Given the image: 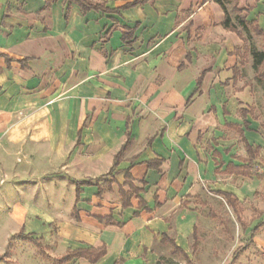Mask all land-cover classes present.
Returning a JSON list of instances; mask_svg holds the SVG:
<instances>
[{"label":"crops","instance_id":"1","mask_svg":"<svg viewBox=\"0 0 264 264\" xmlns=\"http://www.w3.org/2000/svg\"><path fill=\"white\" fill-rule=\"evenodd\" d=\"M85 1L103 10L0 0V211L37 250L56 239L60 264H90L60 261L101 247L96 264H154L163 235L188 254L198 198L257 208L264 186L237 174L242 138L262 145L249 90H233L241 40L214 0ZM236 10L264 20V0ZM128 185L138 193L123 208ZM251 240L259 254L227 264H264V234Z\"/></svg>","mask_w":264,"mask_h":264},{"label":"rangeland","instance_id":"2","mask_svg":"<svg viewBox=\"0 0 264 264\" xmlns=\"http://www.w3.org/2000/svg\"><path fill=\"white\" fill-rule=\"evenodd\" d=\"M234 5H236L234 2H230L227 9L232 18L234 30L241 40V47L235 51L233 90L239 91L241 88L249 90L252 100L248 113L258 123L256 131L262 138L260 156L251 162L249 169L247 168L245 172L254 176L252 179L258 185H264V60L260 66L256 68L253 66L254 55L264 54V20L262 22L247 21L241 11H232ZM237 19L243 21L245 26L239 25ZM236 139L240 145L239 138ZM257 196L259 199L257 208L241 207L239 222L236 221L235 215L226 206L225 201L220 198L209 194H206L203 199L198 198L196 205L201 206L198 209L200 218L194 236L190 240L188 254L173 252L172 247L165 242L162 243V247L155 250L157 260L154 264H227L234 256L237 259L244 249L249 248L252 251L250 255L257 256L259 253L253 248L255 245L251 239L255 233L264 234V215H262L264 214V186ZM52 210L54 215L65 212L67 209L65 205H56ZM248 226L250 227L248 231L255 226L257 229L252 233H243V227ZM50 230L53 237L57 228L52 224ZM18 233L19 230L15 231L13 223L0 211V264H60L57 258L50 257V253L47 252L50 248L53 251L56 239L52 238L50 245L42 241L43 246L50 247L47 246L45 251H39L25 238L17 235ZM23 233L20 231V235ZM238 246H241L240 251L237 249ZM61 250L59 247L53 251V254L58 256ZM70 264L78 263L75 260ZM141 264L149 263L143 259Z\"/></svg>","mask_w":264,"mask_h":264},{"label":"trees","instance_id":"3","mask_svg":"<svg viewBox=\"0 0 264 264\" xmlns=\"http://www.w3.org/2000/svg\"><path fill=\"white\" fill-rule=\"evenodd\" d=\"M71 1L77 3L80 6V8H81V10L83 12L86 11V10H92V9L93 10H103V8L99 9L97 5L96 6L88 5L85 0H71ZM140 1H145V0H137V2L134 3V4H138ZM214 2L222 9V11H223V13L225 15V20L223 22V27L226 30H229L231 32L236 33L235 30H234L233 23H232L230 15H229L228 9H227V5L230 2H234L236 4V0H214ZM128 7H130V5ZM232 11L236 12V5H234V7L232 8ZM237 20L239 22V25L245 26V23L243 21H241L239 19H237ZM263 60H264V54L263 53L255 54L254 55V64H253V66L255 68L260 66ZM25 62H26V60L21 62L23 64V66H24ZM200 84H201V79L199 78L198 81H197V85L200 86ZM233 128L237 129V127H233ZM237 130H238L239 134L242 136L241 131H239V129H237ZM242 142L244 144V148H245V151L247 153L248 159L245 162L244 166L239 168V169H243V171L240 170V171L237 172V174L238 175H242L244 177H250L251 175L249 174V172H245V171L247 170V168L249 169V166L251 165V162L253 160L257 159L260 149L258 147L252 149V147L249 146L248 143L246 142V140L243 139V138H242ZM127 146H128V142H126L125 145L122 147L121 152L123 150H125ZM121 152H119L117 154V156L115 157V161L118 160ZM229 168L236 169L235 167H232L230 164L227 165V169H229ZM128 186H129V191L128 192H124L122 189H120V194H121V198H122V207L123 208L129 207L128 201H129L130 197L132 196V194H134V193L137 194L138 193V191L132 185H128ZM217 194L219 196H221L225 200L227 206L232 210L233 214L235 215L236 221L239 222L240 221V211L241 210L238 207L237 200L233 196H231L230 194H227V193H217ZM142 207H143V205H142V202L140 201L139 208H142ZM101 221L103 222L105 220H101ZM109 221L110 220L107 219L106 223H109ZM254 231H256V229H254ZM25 238L27 240L33 242L35 245L38 244L36 241H32L28 237H25ZM165 242H167L170 246H172L173 252L184 254L179 248H177L175 246L174 242L167 235H163L162 236L161 243H165ZM105 254H106L105 247H101V248H98V249L89 248V249H83V250H76V251L67 253V255L65 257H63L60 262L61 263H67V262H70L73 259H85L90 264H96L97 262H99L105 256Z\"/></svg>","mask_w":264,"mask_h":264}]
</instances>
